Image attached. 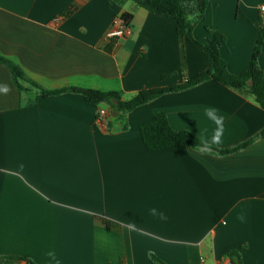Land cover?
<instances>
[{
    "label": "crops",
    "instance_id": "obj_1",
    "mask_svg": "<svg viewBox=\"0 0 264 264\" xmlns=\"http://www.w3.org/2000/svg\"><path fill=\"white\" fill-rule=\"evenodd\" d=\"M261 5L209 0L194 24L200 39L210 36L206 28L224 34L230 72L248 67ZM115 17L127 35H107ZM0 53L44 88L123 98L208 66L169 20L132 0H0ZM258 62L264 71V48ZM20 99L0 62V256L22 258L0 264H155L150 252L165 264H231L230 249L243 264H264V135L217 154L184 144L148 150L139 132L163 110L174 129L234 145L264 127L251 94L208 79L103 123L95 120L101 105L77 92Z\"/></svg>",
    "mask_w": 264,
    "mask_h": 264
},
{
    "label": "trees",
    "instance_id": "obj_2",
    "mask_svg": "<svg viewBox=\"0 0 264 264\" xmlns=\"http://www.w3.org/2000/svg\"><path fill=\"white\" fill-rule=\"evenodd\" d=\"M118 5L127 0H109ZM137 5L169 20L175 27L179 39L187 40L201 53L207 60L208 66L190 76L184 78L177 84L165 86L145 87L137 90L128 98L122 97V92L109 90L103 91L95 88H81L76 86H63L60 88L47 89L42 87L37 81L29 77L21 66L11 58L0 53V62L9 69L11 78L21 93V104H34L37 94L48 96L70 91L82 94L84 99L95 105H105L112 112L117 114L113 118H123L127 112L133 108L146 103L160 94L184 89L208 79H214L223 85L236 88L251 94L254 100L264 108V71L260 67L258 59L264 48V19L253 21L257 36L252 50L248 67L240 72H230L226 67V61L220 53V46L225 42V36L214 28H206L209 37L200 39L193 33L194 24L199 21L205 11L209 0H132ZM72 7L62 11L64 15L71 12ZM128 13H122L121 17L126 18ZM240 17H244L242 14ZM182 66L184 65L183 50ZM35 91V92H34ZM140 136L146 149L154 150L168 147L174 144H184L199 150H206L217 154H225L246 147L255 137L264 135V127L246 139L228 146L216 147L205 143L198 135L187 129H174L169 124L167 115L163 110L153 113L151 120L144 122L139 127ZM103 222L114 227L115 223L109 219L102 218ZM232 264H243L240 251L230 249L227 252ZM149 257L155 264H165L154 253L150 252ZM0 259L7 262H17L22 258L17 256H0ZM27 264H39L28 260ZM51 264V263H44Z\"/></svg>",
    "mask_w": 264,
    "mask_h": 264
},
{
    "label": "built area",
    "instance_id": "obj_3",
    "mask_svg": "<svg viewBox=\"0 0 264 264\" xmlns=\"http://www.w3.org/2000/svg\"><path fill=\"white\" fill-rule=\"evenodd\" d=\"M260 8L264 10V5H261ZM129 26L119 17L113 19L112 25L107 32L109 36L123 37L129 33ZM110 110L105 105L99 106L95 113V120L104 122L105 117L110 116Z\"/></svg>",
    "mask_w": 264,
    "mask_h": 264
},
{
    "label": "water",
    "instance_id": "obj_4",
    "mask_svg": "<svg viewBox=\"0 0 264 264\" xmlns=\"http://www.w3.org/2000/svg\"><path fill=\"white\" fill-rule=\"evenodd\" d=\"M117 114V112L116 111H114V112H112V115L114 116V115H116ZM22 263H25V260H22ZM230 263L232 264V262L230 261Z\"/></svg>",
    "mask_w": 264,
    "mask_h": 264
}]
</instances>
